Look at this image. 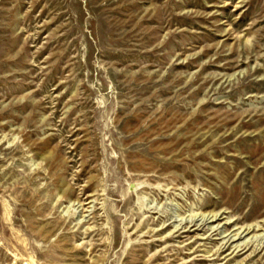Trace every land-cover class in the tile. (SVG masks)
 I'll return each mask as SVG.
<instances>
[{"label":"rangeland","instance_id":"rangeland-1","mask_svg":"<svg viewBox=\"0 0 264 264\" xmlns=\"http://www.w3.org/2000/svg\"><path fill=\"white\" fill-rule=\"evenodd\" d=\"M0 264H264V0H0Z\"/></svg>","mask_w":264,"mask_h":264},{"label":"bare ground","instance_id":"bare-ground-1","mask_svg":"<svg viewBox=\"0 0 264 264\" xmlns=\"http://www.w3.org/2000/svg\"><path fill=\"white\" fill-rule=\"evenodd\" d=\"M213 214H214V213H213ZM216 215H217V213L214 214V216H216ZM217 217H218V216H217ZM215 219H216V218H215ZM213 227H214V226H213ZM244 230H245V229H244ZM235 238H236V236H235ZM237 246H238V245H237ZM246 246H247V245H245V247H246ZM245 247H244V248H245ZM240 248H241V246H240ZM240 248H239V249H240ZM244 248H242V249H244ZM242 249H240V250H242ZM245 249H246V248H245ZM236 252H237V250H236ZM239 252H240V251H239ZM243 253H244V252H243ZM231 255H232V254H231Z\"/></svg>","mask_w":264,"mask_h":264}]
</instances>
